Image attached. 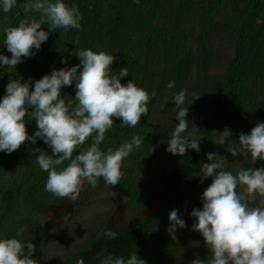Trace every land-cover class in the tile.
Returning <instances> with one entry per match:
<instances>
[{"label":"trees","instance_id":"1","mask_svg":"<svg viewBox=\"0 0 264 264\" xmlns=\"http://www.w3.org/2000/svg\"><path fill=\"white\" fill-rule=\"evenodd\" d=\"M75 5L82 16L79 30L50 31L49 39L38 54L22 58L16 68H0V98L10 79L39 80L52 69L80 63V49H92L116 56L113 74L127 67L132 80L148 94L145 116L134 128L121 127L122 121L113 118V127L100 145L107 151L118 148L133 135L141 138L139 150L122 161L123 176L116 186L105 185L98 179L93 188L85 184L77 200L70 201L69 219L56 231L58 240L68 237L76 226L83 231L80 216L99 204L107 207L96 216L81 244L89 251L85 257H125L132 251L147 264H191L197 256L210 255L203 237L191 226L194 208L202 207L201 196L212 178L199 175L207 154L216 153L226 159L225 169L234 174L241 169L259 168L264 161L254 162L249 156L233 157L230 150L239 148V134H248L258 122H264V0H64ZM25 0H17L11 11L0 10V52L11 56L4 43V29L18 26L25 19L40 20L38 12H25ZM47 24L43 30L49 31ZM35 51V50H34ZM174 87L169 88V82ZM186 90L188 101L193 93L199 96L188 106L189 132L200 140V151L188 150L184 156L166 151L167 141L178 121L173 97ZM66 102L75 98V85L61 91ZM31 111V109H30ZM29 135L37 130L32 117L26 116ZM232 139L225 145L214 144L225 128ZM89 137L73 157L92 143ZM33 148L51 149L39 138L36 144L25 142L11 154L0 152V238L15 237L31 241L29 227L40 239H53L46 228L48 211L57 209L67 198L45 191L48 173L41 170L32 154ZM153 157H155L153 159ZM53 158H56L53 156ZM69 161L57 166L62 170ZM238 188L237 191H241ZM163 204V215L156 221H146L143 211L152 199ZM257 201L252 205L256 206ZM124 206L129 216L140 220L131 232L122 230L116 238H105L107 220ZM99 209V208H98ZM177 209L187 227L177 229L175 237L167 231L168 214ZM78 222V223H77ZM48 230V231H47ZM144 236L146 239H144ZM72 242V241H65ZM78 243L79 241H74ZM86 247L81 248L85 249ZM103 252V256L97 253ZM74 254L77 252L74 250ZM77 257V256H76Z\"/></svg>","mask_w":264,"mask_h":264},{"label":"clouds","instance_id":"2","mask_svg":"<svg viewBox=\"0 0 264 264\" xmlns=\"http://www.w3.org/2000/svg\"><path fill=\"white\" fill-rule=\"evenodd\" d=\"M17 0H0V10L7 13ZM25 12H38L40 20L25 19L18 26L4 29V43L11 56L0 52V68H16L22 58L36 56L50 31L57 29L79 30L82 16L75 5L64 0H25ZM47 24L49 31L42 25ZM35 50V51H34ZM80 63L52 69L39 80L10 79L5 95L0 98V152L11 154L26 141L36 144L39 138L53 156L43 149L33 148L32 154L40 169L48 173L45 191L69 201L78 199L85 184L93 188L102 178L105 185L119 184L123 172L122 161L140 149L142 140L133 135L118 148L101 149L105 134L113 127L114 117L121 127L134 128L145 116L148 94L132 80L122 84L129 76L127 67L113 74L116 56L92 49H80ZM75 85V98L66 102L61 91ZM171 81L168 87H174ZM189 102L186 90L173 97L178 121L167 141L166 151L173 156H184L188 150L200 151V140L189 132L188 112L197 96ZM31 109V111H30ZM32 117L37 130L29 135L25 117ZM214 144L225 145L232 139V131L225 128ZM89 137L92 143L73 157L74 151L84 145ZM239 148L233 147V157H251L254 162L264 161V122L256 123L248 134H239ZM69 161L62 170L57 166ZM207 163H201L199 175L212 178L200 200L202 207L194 208L191 217L195 223L191 231L198 232L210 255L197 256L191 264H264V166L241 169L235 174L225 169L226 159L216 153L207 154ZM242 188L241 191H237ZM259 197V203L252 206ZM167 231L175 237L177 229L187 227L185 220L173 209L168 214ZM0 238V264H41L33 258L36 246L32 241L18 237ZM105 238L114 240L116 233L108 229ZM103 256V252L97 253ZM80 264H84L81 259ZM101 264H147L132 251L127 257L103 256Z\"/></svg>","mask_w":264,"mask_h":264},{"label":"flooded vegetation","instance_id":"3","mask_svg":"<svg viewBox=\"0 0 264 264\" xmlns=\"http://www.w3.org/2000/svg\"><path fill=\"white\" fill-rule=\"evenodd\" d=\"M69 204H68V210L65 215L56 214L59 208L62 206L61 205L57 209L52 210L55 214L49 215L47 221H45L46 223H43V225L44 224L46 225V228H49V230H51L50 236H53L54 238L51 240H49L48 238L42 240L40 239L38 244L35 245L36 252L34 253L33 258L41 261V264H80L81 259H83L84 264H91V262L94 261L96 262L97 260V259H89L85 257L86 254L84 253H87L89 251V248L86 247L87 246L86 244L83 243L81 244V241L78 243L75 242L64 243L63 247H65V250L60 247L61 241L58 240L56 231L58 229H61L62 225L65 224V221L69 219V215H67L70 212ZM154 205H160V208L158 210H155L151 214L152 216L149 219H147L146 216L144 215V212L149 207H152ZM121 207H123V218L120 220L115 216V212L117 211L118 208ZM118 208L114 211V213L111 214V216L107 220L106 222L107 229L109 228L117 233L118 232L120 233L122 230L131 232L133 228H135L138 224H140V220L137 219L135 216L133 217L129 216L124 206H120ZM162 209H163V204H161L158 199L154 198L151 200L150 205L146 209H144L143 216L146 221H156L157 219L161 218V216L163 215L164 211ZM57 217L61 219V222L58 220ZM36 230L33 231L30 227L28 229L30 236L33 237L32 240L35 238ZM144 239H146L145 236ZM82 246L86 248L81 250ZM74 250L77 252L76 254L73 253ZM98 260L101 263L102 259H98Z\"/></svg>","mask_w":264,"mask_h":264},{"label":"rangeland","instance_id":"4","mask_svg":"<svg viewBox=\"0 0 264 264\" xmlns=\"http://www.w3.org/2000/svg\"><path fill=\"white\" fill-rule=\"evenodd\" d=\"M155 157H153L154 159ZM242 192V190H241ZM103 196V195H101ZM101 196L97 198L96 202L97 204L92 209H87L81 216H80V222L83 223V231L86 233L90 227V223H93V220L96 216L102 215V211H107V207H101L102 204H99ZM99 208V209H98ZM78 223V222H77ZM77 228H74L73 232H69L68 237H64L63 239L59 240L61 241L60 247L65 250V247H63L64 243H67L65 241H81L84 239L85 234L82 233V230H79V226H76ZM62 251V250H60Z\"/></svg>","mask_w":264,"mask_h":264},{"label":"water","instance_id":"5","mask_svg":"<svg viewBox=\"0 0 264 264\" xmlns=\"http://www.w3.org/2000/svg\"><path fill=\"white\" fill-rule=\"evenodd\" d=\"M69 200L65 201L62 206L59 208L58 212L56 214H60V215H65L67 210H68V204H69ZM160 208V205H154L152 207H149L145 212L144 215L146 216L147 219H149L152 215V213L155 210H158ZM49 215H53L55 214L52 210L48 211ZM115 216L117 218H119L120 220L123 218V207L118 208L117 211L115 212ZM58 218V217H57ZM58 220L61 222V219L58 218ZM40 241V237L38 236V232H35V238L32 240V242L34 243V245H37L38 242Z\"/></svg>","mask_w":264,"mask_h":264}]
</instances>
